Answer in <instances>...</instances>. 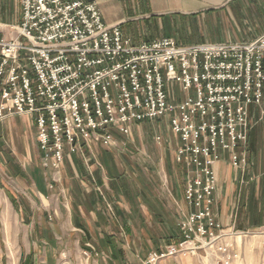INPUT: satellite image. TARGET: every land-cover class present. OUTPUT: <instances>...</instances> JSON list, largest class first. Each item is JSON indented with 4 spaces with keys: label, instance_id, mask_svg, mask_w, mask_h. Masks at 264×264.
Segmentation results:
<instances>
[{
    "label": "built area",
    "instance_id": "obj_1",
    "mask_svg": "<svg viewBox=\"0 0 264 264\" xmlns=\"http://www.w3.org/2000/svg\"><path fill=\"white\" fill-rule=\"evenodd\" d=\"M18 4L14 36L0 37V120L33 118L37 147L55 169L67 152L84 160L92 146L128 137L134 124L166 120L188 212L182 242L145 264L183 248L228 264L235 255L213 212L214 165L226 154L244 171L253 119L264 116V34L234 44H134L103 22L93 1Z\"/></svg>",
    "mask_w": 264,
    "mask_h": 264
},
{
    "label": "crops",
    "instance_id": "obj_2",
    "mask_svg": "<svg viewBox=\"0 0 264 264\" xmlns=\"http://www.w3.org/2000/svg\"><path fill=\"white\" fill-rule=\"evenodd\" d=\"M88 1L96 3L102 20L108 27L118 26L123 36L134 44L160 38L173 39L187 46L205 43L234 44L249 42L264 34V0ZM20 17L18 0H0L1 38L10 39L14 36L13 29L19 25ZM25 118L32 121L35 133L33 118L28 116ZM2 131L0 128V155L4 157L10 177L19 184L26 197L30 199H23L25 211L30 212L31 202L37 200L46 212L47 199L51 196V191L47 189L45 176L53 177L52 172H44V165L47 163L48 168L51 169L52 163L49 159L44 161V155L38 149L40 164L31 166L26 172L25 167L15 159L11 151L4 148ZM248 140L249 154L252 156L257 154L256 149L259 147L260 170L256 168L255 171L253 169V172H250L247 166L244 167V171L234 169L226 154L223 155V160L214 165L217 187L214 193L213 212L225 233L236 231L241 235L264 228V123L253 125ZM86 154L89 158L90 153ZM105 158L104 166L110 174L113 172V167L107 154ZM67 162L68 169L59 168L56 176L60 181L63 178L68 187L72 188L73 184L75 185L76 193L72 190L75 198L70 205L74 228L80 230L83 235L82 240L90 242L98 240V244L94 243L96 249L100 253L105 250L110 261H121L125 251L115 245L114 233L111 231L113 228L116 233L117 229H120L129 236H138L136 241L138 250H143L141 246L155 247L160 241L175 238L174 227L169 223L168 218L161 215L147 197L139 196L137 193L131 195L126 182L121 180V177L118 179L112 177V183L115 182L112 186L114 189L118 188L120 194L125 197L121 201L127 206L126 211L117 203L112 204L109 198H105L107 189L102 177L97 178V183L96 180L94 184L91 180L89 182L88 176L91 174L87 172L80 157H67ZM78 175H84L88 179L87 184L91 185L94 195H88L91 189L77 181ZM70 180L71 185H69ZM94 185L99 187L102 195L97 193ZM8 198L12 207L18 210L14 198L9 194ZM83 214L92 220V230L85 225ZM39 219L41 222L35 223L34 226L41 227L38 234L41 240L34 232L35 241L40 240L49 245L57 240L55 232L60 226L58 225L56 229L47 221L45 213L41 214ZM115 224L117 226L114 227Z\"/></svg>",
    "mask_w": 264,
    "mask_h": 264
},
{
    "label": "rangeland",
    "instance_id": "obj_3",
    "mask_svg": "<svg viewBox=\"0 0 264 264\" xmlns=\"http://www.w3.org/2000/svg\"><path fill=\"white\" fill-rule=\"evenodd\" d=\"M25 117L8 116L0 120V128L3 130L1 136L4 148L11 151L15 159L28 172L31 166H36L40 162L32 121ZM258 117L257 115L253 119V125L264 123V116L261 119ZM131 129L128 137L116 134L115 146L108 148L92 146L90 157L87 158L85 154L84 160L81 159L87 172L91 174L88 176L89 182L91 177L96 180V183L97 178L102 177L107 189L105 198H109L112 204L117 203L126 211L127 206L121 201L124 196L120 194L118 188L117 190L112 186L115 183H112V177L117 179L121 177V180L126 182L131 195L137 193L139 196L147 197L153 207L158 208L160 214L168 218L169 223L174 227V240L178 239L176 235L181 239L183 231L180 230V224L188 212V207L184 202L183 172L174 158L176 139L164 119L134 124ZM256 152L257 154L252 156L247 146L245 168L247 166L250 172H253V169L255 171L256 168L260 170L259 147ZM105 154L108 155L110 165L113 167V172L110 174L104 166ZM75 156L78 155L65 153L57 169L53 167L49 169L47 163L44 165V172H52L53 177L45 176L47 189L51 191V196L47 199V211L44 212L42 206L35 200L31 202V205L29 204L32 210L26 212L23 199L28 200L29 197H26L19 184L10 177L4 157L0 155V264H29L30 262V264H145L152 253L165 252L167 246H173L165 240L158 242L155 247L141 246L143 250H138L136 245L138 236H129L120 229H117L116 233L113 228L111 231L114 233L115 245L122 247L125 251L121 261L112 262L105 250L100 253L96 249L94 243L98 244V240L93 242L82 240V233L74 228L70 206L75 198L73 193L75 185L73 184L72 188L68 187L63 178L60 181L56 176L59 168L60 170L68 169L67 157ZM78 176L77 181L91 189L88 195H94L91 185L87 184L88 179L84 175ZM69 182L71 185L72 181ZM8 194L14 198L16 206L19 207L18 210L12 207ZM43 213L46 214L47 221L56 229L60 226L55 232L57 240L49 245L40 241L38 234L41 227L34 226L35 223L41 222L39 217ZM83 220L87 228L92 230V220L86 215L83 216ZM34 232L39 236L38 242L35 241ZM225 234L223 243L230 245V250L235 255L228 264H264V228L241 235H238L240 233L236 231H226ZM180 242L182 240L178 243ZM219 258L218 253L207 252L206 254L204 250H200L193 255L187 248H183L176 254H167L148 264H222Z\"/></svg>",
    "mask_w": 264,
    "mask_h": 264
},
{
    "label": "trees",
    "instance_id": "obj_4",
    "mask_svg": "<svg viewBox=\"0 0 264 264\" xmlns=\"http://www.w3.org/2000/svg\"><path fill=\"white\" fill-rule=\"evenodd\" d=\"M249 137V136H248ZM177 240L174 239H169L168 242L172 243V244H177L180 240H182L183 236L181 237V239H179V237H177Z\"/></svg>",
    "mask_w": 264,
    "mask_h": 264
}]
</instances>
